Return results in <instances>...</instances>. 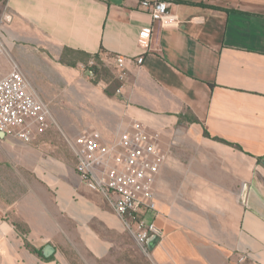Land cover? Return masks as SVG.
Returning a JSON list of instances; mask_svg holds the SVG:
<instances>
[{
	"label": "crops",
	"instance_id": "crops-1",
	"mask_svg": "<svg viewBox=\"0 0 264 264\" xmlns=\"http://www.w3.org/2000/svg\"><path fill=\"white\" fill-rule=\"evenodd\" d=\"M168 1L154 22L142 0H0L11 55L0 78L15 60L57 121L30 143L0 132V264H74L48 239L71 237L56 219L64 209L95 211L96 234L85 231L78 252L94 250L98 264H264V0ZM64 51L115 68L126 57L123 82L109 94L82 80ZM135 122L164 157L148 213L161 239L149 255L81 180L66 140L97 132L111 142ZM115 230L130 236L105 234ZM47 244L50 257L32 250Z\"/></svg>",
	"mask_w": 264,
	"mask_h": 264
},
{
	"label": "built area",
	"instance_id": "built-area-1",
	"mask_svg": "<svg viewBox=\"0 0 264 264\" xmlns=\"http://www.w3.org/2000/svg\"><path fill=\"white\" fill-rule=\"evenodd\" d=\"M141 4L154 22L164 21L169 15L168 0H142ZM151 34L152 28L142 30L141 42L147 43ZM2 56L11 57L0 29ZM126 60L118 55V68L124 69ZM133 60L141 65L144 57ZM11 63V71L0 78V132L30 143L57 121L20 65L15 60ZM66 140L77 159L76 170L81 180L106 198L126 230L149 255L148 240L159 232L148 213L156 209L154 184L164 157L147 127L135 122L130 129L119 130L111 142H104L97 132Z\"/></svg>",
	"mask_w": 264,
	"mask_h": 264
},
{
	"label": "rangeland",
	"instance_id": "rangeland-1",
	"mask_svg": "<svg viewBox=\"0 0 264 264\" xmlns=\"http://www.w3.org/2000/svg\"><path fill=\"white\" fill-rule=\"evenodd\" d=\"M61 61L66 63L74 62L75 66L79 65L81 69L82 80H85L88 83H92L94 85L105 86L107 87L106 90L109 92L115 90L124 80V76L122 75L121 69L118 67L115 68V66L110 65L108 60L105 58V55L92 56V55H85L82 53L64 51L61 57ZM33 84L35 85V83ZM46 186L49 189H51L49 184L41 180V188L46 189L47 188ZM91 198L89 197V201L92 200ZM96 200L97 199H95V201ZM95 201L93 202L95 203ZM97 203H99L102 206L104 205L106 210L112 213L110 207L107 205L106 202H103V204H101V201H99ZM66 206L69 207L68 205ZM50 207L55 210V207L52 202ZM56 208L60 209L61 208L60 204H57ZM49 214H50V218H53L52 216L53 212H50ZM55 214L57 215L56 219L58 220L60 219V221L66 223L68 229L72 231V235L71 237H69L67 233L54 234L53 232L50 231V233L48 234V239L50 240V242L56 245L59 248V250L64 254V256L68 255L69 257H71V261L74 264H98V261L96 259L97 255L94 253L95 252L94 250H93L94 252L90 249L83 250V252L87 256L86 259L81 258L80 253L78 252V247L81 246L80 245L81 242L84 241V238L86 236H89V234L86 235V232H90V235L96 234L95 233L96 232L95 230L97 229L96 223L97 221L99 222L100 220H98L97 216L95 215V211L89 212L88 214L87 213L84 214L83 211L79 212L73 210L71 212H68V210L65 211L64 209V211L62 212L60 211ZM75 215L78 218H76ZM77 221L79 222V224H77ZM105 234L111 236H121V235L130 236V234L124 230L123 231L115 230L113 232L105 231ZM72 237L75 238L77 245L73 243ZM109 259H113L112 256H109Z\"/></svg>",
	"mask_w": 264,
	"mask_h": 264
},
{
	"label": "water",
	"instance_id": "water-1",
	"mask_svg": "<svg viewBox=\"0 0 264 264\" xmlns=\"http://www.w3.org/2000/svg\"><path fill=\"white\" fill-rule=\"evenodd\" d=\"M113 1H119V0H113ZM161 237L158 234H152L148 240V246L150 250H153L155 246L159 243ZM56 251V248L52 244H47L43 248V254L45 257H50L53 255Z\"/></svg>",
	"mask_w": 264,
	"mask_h": 264
},
{
	"label": "trees",
	"instance_id": "trees-1",
	"mask_svg": "<svg viewBox=\"0 0 264 264\" xmlns=\"http://www.w3.org/2000/svg\"><path fill=\"white\" fill-rule=\"evenodd\" d=\"M83 54V53H82ZM87 55V54H86ZM69 65H72V66H75V63L74 62H67ZM120 85H121V83H120ZM119 85V86H120ZM109 94H111V92H109V91H107ZM32 250H34V251H37V253H39L43 258H46L43 254H42V252H41V250H36V249H32Z\"/></svg>",
	"mask_w": 264,
	"mask_h": 264
}]
</instances>
